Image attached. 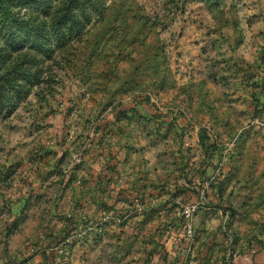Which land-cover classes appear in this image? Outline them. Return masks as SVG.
Wrapping results in <instances>:
<instances>
[{
	"label": "rangeland",
	"instance_id": "obj_1",
	"mask_svg": "<svg viewBox=\"0 0 264 264\" xmlns=\"http://www.w3.org/2000/svg\"><path fill=\"white\" fill-rule=\"evenodd\" d=\"M93 1L67 41L0 36V68L27 77L0 108V264H264V0ZM49 4L21 15L49 25L69 0ZM227 7L255 60L229 54ZM120 130L162 167L127 202L99 175Z\"/></svg>",
	"mask_w": 264,
	"mask_h": 264
},
{
	"label": "trees",
	"instance_id": "obj_2",
	"mask_svg": "<svg viewBox=\"0 0 264 264\" xmlns=\"http://www.w3.org/2000/svg\"><path fill=\"white\" fill-rule=\"evenodd\" d=\"M50 1L45 0L46 5L41 7L39 0H0V36L5 45L13 51L40 45L44 39V30L50 27L51 30L55 28L57 32L53 36L56 40L67 41L68 37L81 33L80 29L84 22H92V19L86 16L90 9L99 10L98 2L93 0H69V4L60 11L61 14L52 17L49 25L44 22L40 23L41 18L32 19L21 15L22 8L40 6L39 9H35L44 17L43 19H48L51 16ZM41 4L43 3L41 2ZM14 7L18 8L14 10ZM80 12L85 15H79ZM23 78L27 79L23 73L15 74L12 70L0 68V108L4 109L6 103L12 101L14 97L12 93H19L18 83Z\"/></svg>",
	"mask_w": 264,
	"mask_h": 264
},
{
	"label": "crops",
	"instance_id": "obj_3",
	"mask_svg": "<svg viewBox=\"0 0 264 264\" xmlns=\"http://www.w3.org/2000/svg\"><path fill=\"white\" fill-rule=\"evenodd\" d=\"M227 10L225 11L227 15L231 14L233 11L232 7H227ZM235 11V12H234ZM232 12L231 17H227V19L224 20H219L218 22V32L221 33V31H226L231 34V36H226L225 39H223V42H226L227 48L232 49L234 48L233 52H230L229 54L232 56H235L236 60L242 61L245 60L246 62L253 61L255 60V56L259 55L258 50L263 49L262 47L260 48L259 44L255 43V35L253 33V26H251L250 23H245V22H240L238 20V17L236 15L237 10H234ZM242 20V18H241ZM246 30L247 33H250V35H253V40L251 42V37L250 38H243L242 36V30ZM261 44H263L261 42ZM228 54V53H227ZM223 57V54H221ZM240 56V59L238 57ZM128 122L124 121V119L118 120V122H114V124L117 125H127L126 123L132 124V122H135L134 120H127ZM137 124H140V122H137ZM116 127H113L115 129ZM118 128V127H117ZM134 130L133 128V135L132 137L135 139L134 135ZM131 131L127 134L124 131L120 132H110V136L113 137V135L117 136L116 139H112L110 141V144L108 147H111L110 150H106L103 152L101 155L102 157V162H100V167H99V175L105 174L104 178L109 179L108 187L109 189H114V190H122L123 188L127 189V191H124L125 195H122L124 197L125 201L127 202L129 200L133 201L136 197V194L141 193V175L143 171H147V173H151V170L153 171L156 170L159 171V168L161 169V162L158 160H152L151 158H147L145 154L147 152L150 153L151 148H148L145 150V154L143 155L141 151H137L134 145L130 144L129 141H132L133 138H129ZM138 133V132H137ZM120 140H123L124 142L122 144H119L118 147H114L117 145L116 142H119ZM144 152V151H143ZM176 155L179 156L178 151H176ZM182 153V152H181ZM148 154V153H147ZM168 156L173 155V161L172 164L176 161H178V158L176 155H174V152L168 151ZM183 155V153H182ZM150 157V156H149ZM145 159V160H143ZM175 166V165H174ZM87 168H93L91 166H86ZM97 168V167H96ZM140 170V172H139ZM102 171V173H101ZM114 177V180L112 179ZM111 178V179H110ZM116 178V179H115ZM131 181V182H129ZM108 182V181H107ZM156 188H158L156 186ZM118 193V192H117ZM130 197V198H128ZM160 200V199H159ZM118 201V200H117ZM121 201V200H120ZM182 211H178V214L181 215Z\"/></svg>",
	"mask_w": 264,
	"mask_h": 264
},
{
	"label": "built area",
	"instance_id": "obj_4",
	"mask_svg": "<svg viewBox=\"0 0 264 264\" xmlns=\"http://www.w3.org/2000/svg\"><path fill=\"white\" fill-rule=\"evenodd\" d=\"M195 211H196V208L194 206H192L190 208H186V209L182 210L181 213H183V215L188 217V218H192ZM189 233H190V230H189Z\"/></svg>",
	"mask_w": 264,
	"mask_h": 264
}]
</instances>
